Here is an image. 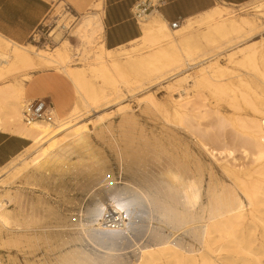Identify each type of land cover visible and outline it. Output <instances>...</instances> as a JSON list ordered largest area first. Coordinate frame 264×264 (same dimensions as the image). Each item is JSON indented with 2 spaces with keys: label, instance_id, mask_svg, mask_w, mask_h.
I'll use <instances>...</instances> for the list:
<instances>
[{
  "label": "bare ground",
  "instance_id": "bare-ground-1",
  "mask_svg": "<svg viewBox=\"0 0 264 264\" xmlns=\"http://www.w3.org/2000/svg\"><path fill=\"white\" fill-rule=\"evenodd\" d=\"M253 9L264 18V2L253 4ZM226 10L225 7L216 6L201 14V19L196 23L188 19L176 29L170 25L169 28L168 23L160 17L152 16L153 12L141 16L138 24L142 35L129 45L140 44L148 51L144 55L127 57L123 63L120 59L122 55H113L115 50L105 47L99 10L86 13L72 30L73 36L80 42L77 48L87 53L86 67L83 63L71 65L73 61L68 52L72 45L67 39L61 41L63 35L57 28L50 35L56 43L60 42L54 50L18 44L0 34V133L30 142L25 151L31 157L20 160L21 164L12 169L13 172L17 171L14 179L22 180L35 191H52L57 189L59 183H63L65 177L72 176L78 189L92 196L93 204V207L82 209L80 205H74V198L63 195L57 208L46 198L32 197L23 193V190L0 191V237L6 236V244L32 250L33 253L43 250L47 258L32 261L31 264H220L222 259L215 254L223 252L226 243L251 253L250 245L244 242L243 235L245 228L262 221L257 213L264 206V107L251 103L243 91V96L238 95L240 90L238 92L231 81L238 79L244 86H248V83L229 68L214 62L217 54H202L203 59L197 62L200 57L194 55L189 46L191 37L186 36L194 24H207L210 26H206L207 32L203 36L207 43L216 45L220 40H226L227 44H233L235 38L253 24L245 17L236 20L231 15L216 21L224 18ZM254 47L249 44L233 51L228 55L230 63L250 65L259 74ZM138 49L132 47L131 51L135 53ZM78 51L82 54V50ZM237 56L239 58L236 61ZM199 67V75L187 73ZM46 70H55L64 76L72 85L78 101L63 117L57 115L53 108L52 123L34 121L27 124L23 120V110L32 100L25 98L26 84L33 73ZM141 72L156 77L159 84L168 81L167 90L177 91L180 98L170 101L174 123L165 115L160 116L161 132L157 135L152 133L151 139L141 136L138 139L140 142H136L137 138L127 131L132 130L136 123L128 107L121 110L123 120L117 128L120 136H116L118 131L114 132L113 124L105 123L108 119L104 116L96 120L102 138L99 137L116 156L117 170L122 174L125 172L120 180L117 178L119 175L116 176L106 166L103 153L96 151L90 142L87 126L78 124V121L85 113L88 115L92 109H97L101 101L110 98L112 94L108 95V90L118 94L122 87L138 84L131 76ZM226 76L230 78L224 80ZM190 83L196 91L204 87L221 101L227 99L225 101L229 109L238 112L247 108L251 114L245 118L238 115L234 119H227L218 111L210 114L208 105L204 103L201 106V103L198 106L191 99L187 88ZM140 100L141 106L151 115L164 113L160 101L152 94ZM229 128L236 134L233 144L225 138V131ZM186 139L195 140L198 147L217 163H220L219 160L233 159L238 151L250 161L252 169H241L240 165V168H236L228 162L220 163L219 169L223 174L233 179L228 185L218 178L211 165L206 168L205 163L193 159ZM150 148L154 154H151L152 157L160 160H148ZM205 171L208 182L204 190ZM78 178L84 183L79 182ZM120 185L123 187L120 188ZM112 191L113 197L109 196V200L103 198ZM121 191L133 195L124 201ZM161 191L163 193L160 195ZM203 196L207 199L205 204L201 203ZM145 203L150 209V222L157 221L156 214L160 219L158 224L166 229L181 231L186 228L192 233L194 242L200 245V252L196 253L187 243L171 241V236H165L161 226L158 229L151 224L146 228V233L142 232L144 235L138 234L141 237L131 236L130 224L137 223V211L144 213ZM65 206H70V209H64ZM198 208L201 209V216L196 214ZM127 209L134 210L130 215L127 214L128 218L125 217ZM63 211L69 212V215ZM110 222L112 225H108ZM198 223L202 226L195 228ZM126 244H130L131 251L124 253L122 251L126 248L119 246ZM130 253L137 255L136 262L125 258Z\"/></svg>",
  "mask_w": 264,
  "mask_h": 264
},
{
  "label": "rangeland",
  "instance_id": "rangeland-1",
  "mask_svg": "<svg viewBox=\"0 0 264 264\" xmlns=\"http://www.w3.org/2000/svg\"><path fill=\"white\" fill-rule=\"evenodd\" d=\"M42 1H44L48 5V12L45 14L43 21L40 24V26H38L33 31L31 36L22 44L31 45V46H34L38 49H42V50H54L56 47H58L60 42L56 43L54 38L51 37L50 35H51V32L55 28H57L58 30H60L59 32H61L63 35L61 41H63L64 39H67L72 45L69 47V52H68L69 56L72 57L71 60L73 61L71 65H77L79 63H83L84 64L83 66L86 67L88 64V62L86 61V58H87L86 54L87 53L84 49L77 48L80 45V42H79L78 38L73 36L72 30L74 29V27L76 26L78 21L81 19L82 15H84L86 13H94L96 10H100V6L98 4H101V9H102V13H103L104 0H42ZM223 1L226 2L227 4H225ZM247 1H249V3L244 4L243 6H240V7L228 5V4H235V5L241 4V3H244ZM261 1L264 2V0H218L216 6L225 7L227 10H226V13H224V15H223L224 18L217 19L216 21H222L223 19L229 18L231 15L236 20H240V18L245 17L247 20H249L253 24L251 27H247L239 36H237V38H235V40H234L235 42L233 44H227L226 40H220L219 42H217L216 45L207 43L203 39L204 34L207 32V27L210 26L207 24L206 25L205 24H201V25L194 24L193 29H191L189 31V33L186 34V36L189 35L191 37V40L189 42V46L191 47L194 55L196 57H198V56L200 57L197 60V62L203 59V58H201L202 54H207V56L217 54V56L214 59V62H217L218 65H220V66H223L225 68H229L233 73H235V75H240L241 79L244 80V82L246 81L245 83H248V86H244L238 79H234L233 81H231L233 83V85L235 84L234 86H235L236 90L238 92L240 90V92H239L240 94L238 93V95L241 96L242 95L241 92L243 91V95H245L246 98L249 97L248 99H249V101L251 100V103L253 102L257 106H263L264 107V80H263L264 79V18H263V16H261V14L257 13L253 9V4L256 5V3L258 4V2L260 3ZM200 19H201V16L194 17V18H192V22L196 23ZM138 25L141 28L140 23ZM63 26H66L67 29H63ZM168 27H169V24H168ZM20 31L21 30H19V29L17 30V32H20ZM141 35H142V31H141ZM234 37L235 36H233L232 38H234ZM249 44H252V47L255 46L254 48L256 49V64L259 67V71H260L259 74L255 73L252 70L253 67L250 65L244 64V66H239L238 64L236 65V63L235 64L230 63L228 55L233 53V51L234 52L237 51V49H239L241 47H246ZM136 45H138V46H136ZM132 47H135L137 49L139 48V49L137 50V52L133 53L131 51ZM124 49H127V50H124ZM78 50H82V54H80ZM147 51L148 50L143 49L140 46V44H134V45L126 44L125 46H122V48L115 50L113 52V55H122L123 57H121L120 59H122V63H123L126 61L125 58L132 57V56H138V55H144ZM238 58H239V56H237L235 58V60L237 61ZM241 67H243V68H241ZM199 69H201V67L195 68L193 70H189L187 73H191L193 76H197V75H199ZM262 72H263V75L261 74ZM141 73L132 74V76H131L133 80L135 79L134 81L139 82L138 84H134V86L133 85L130 86L131 88L130 87H127V88L122 87L120 89L121 91L118 94H116L112 90H108V92H107L108 95L112 94L110 96V98L108 97L105 101H101L100 104L98 105L99 106L97 108L98 110L92 109L88 113V115H86L87 113L84 112L85 116L83 115L80 118L81 120L78 121V124L87 126V129L90 131V142L92 143V145L94 146L96 151H100L101 153H103L102 157L105 156L106 160L108 159L107 161L105 160V162L107 163L106 166L109 167L111 170H113L114 173L116 174V176L119 175L117 178L120 180H121L122 175H125V172H124V174H122L121 172H119L117 170L118 166H117L116 156L113 153V151L110 150L111 148H109V146L106 145L103 142V140H101V138H102L100 135L101 133L99 134L100 128L98 127L96 120H98L99 117L104 116L103 118L108 119L105 123L107 124V122H110L111 124H113L112 127L114 126L113 127L114 132L116 133L118 131L116 133V136L117 135L120 136V130H118V129H119V126L121 125L120 122L122 123V120H123V115L121 113V110L123 108H125V109L129 108L128 111H130V113H132L134 115V117H135L134 120L136 123L133 126L132 130L127 129L128 133L130 134V132H131V134L135 136L134 138L135 139L137 138L136 142L138 141V139H140L141 136H143V138L151 139L153 134L156 133L155 135H157V134H159V131L161 130L162 125L160 126V124H162V122L159 119H161V117L163 115H165L168 120L170 118L169 121L174 123L175 120H174V117L172 115L171 102L170 101L172 99H179L180 98V94L177 91L176 92L175 91L169 92L167 90L166 86L169 83L168 81L167 82L166 81L161 82L159 84V80H157L156 77H150L145 72H143L142 74ZM25 74L28 75V73H24L23 75H25ZM46 75L55 76V79L48 81L47 84L44 83V86H46L47 88L53 89L55 91V94H57V103H56V106L54 107V109L60 117H63L71 111L73 106L77 103L78 98H77V95H76L72 85L69 83V81L64 76H62L58 72H56L55 70H46V71L33 73L32 78L26 84V99L27 100L30 99V97H28L29 92H30V90H32L33 84H35V82H36V78L39 76H46ZM133 77H135V78H133ZM146 78H147V80H146ZM226 78L228 79V78H230V76H226L224 78V80H226ZM18 80L20 81V79H18ZM140 82H142V83L140 84ZM191 85H192V83H190V86L187 87L189 95L191 96V99L198 106L201 103H202L201 106L204 103L206 106L208 105L207 107L210 111V114H213V113L215 114L216 111H218L221 116H223L227 119H234L238 115L243 116L245 118L251 114V112L247 108L243 109L241 111H238V112H236L233 109H229V107L227 106V102L225 101L227 99H223L221 101L217 95H215L213 92H211L210 89L203 87V88L197 89V91H196L195 89H193V87ZM132 87H134V88H132ZM126 89H127V91H126ZM140 91H142V92H140ZM148 94H152L156 99H158V101H160V103L163 107V112H164L163 114L160 113L161 115L160 114L157 115V113L156 114L152 113L153 115H151L149 113V111H147L144 108V106H141L142 104H140V102H141L140 99H142L145 95H148ZM198 96H200V97H198ZM48 101L51 102L52 99L49 98ZM101 103H102V105H101ZM239 106L242 107V103H240ZM126 107H128V108H126ZM166 113L168 115H166ZM105 116H107V117H105ZM157 116H159L158 119H157ZM109 117H111V118H109ZM243 117H241V118H243ZM93 128H95V129L93 130ZM136 129H137V131H136ZM142 130H144V132ZM95 134H96V136H95ZM145 135H147L148 137ZM235 135H236L235 132L230 128H229V130L227 129L225 131V138L231 144H233V142L235 141L234 140ZM138 142H140V140ZM186 142L189 146L190 151H192L191 153H192L193 159L200 160L202 162V164L205 163L206 168H208V166L211 165V168L214 170V173L217 174L218 178L220 180L222 179L221 181H223L226 184L229 183L228 185H230L232 183L233 179L232 178L230 179L223 174L222 170H220L221 169L220 163L223 162L222 164H225V162H228L230 165H232L233 167H236V168L241 167V169H243L245 167V168H247V170L252 169L250 167L251 166L250 161L244 159L238 151L235 153L233 159L219 160L220 163H217V162H215V160L213 161L211 159V157L204 150H202L201 148L198 147L195 140L186 139ZM165 144L168 145V142L166 141ZM15 145L18 146V144H15ZM25 145H26V148H28L30 146V142L26 141ZM25 149H23L22 152L19 153L17 156L12 158L10 160L9 164H7L4 168L0 169L1 170L0 171V177H1V179H0V189L1 190L0 191L1 192L3 190H8V189H10L12 191L14 189H15L14 191H17V190L22 191L23 190L22 191L23 193H26L32 197L42 196V198H46L54 207L57 206V208L60 207V202L63 198L62 196L64 195L65 197H68L70 199H73V198L77 199V201L73 199L74 205H77V206L80 205L82 207V209L88 208V207H93V204H91V200H92L91 197L92 196H90L86 192H83V190L80 191V189H78V187L75 185V183H76L75 179H74L75 177H73V178H72V176L65 177L63 183L62 182L59 183L56 186L57 189H54L52 191H49L48 189L44 190V191L43 190L35 191V190H32L29 186L25 185L22 180H15L14 178L17 176L16 175L17 171L13 172L12 169L18 167L21 164L20 160L28 159L31 157L28 154L29 152L28 151L26 152ZM151 149L152 148H150V150H148V152H147L149 154L148 160H160V159H154L152 157V155H154V154H153ZM13 162H14V164H13ZM208 162H209V164H208ZM153 163L156 164L155 162H153ZM239 165H240V167H239ZM205 172L203 174L204 190L207 189V182H208V175H207V172L206 173ZM219 173H220V175H219ZM78 181L84 183V181L80 178H78ZM60 185H62V186H60ZM119 187L121 188L123 186L120 185ZM112 193H114V192L112 191L110 193H106L103 196V198L106 200H109L108 197L112 196ZM121 193H123L122 197L124 198V201L126 200V198L132 197L131 195H133L132 193H130V194L127 193V191H125V192L121 191ZM124 193H126V194H124ZM161 193H163V192L162 191L159 192L160 195H161ZM39 194H41V195H39ZM204 194H205V192H204ZM239 194H240L242 200L245 202V204H247L243 194L241 193V191H239ZM81 199H82V201H81ZM206 200H207L206 197L203 196L201 203L205 204L207 202ZM176 203H177V201H176ZM68 207L70 209V206H65L64 209H68ZM126 211L127 212L129 211L128 213L126 212V214H125V217L128 218V215H130V213L133 212L134 210L127 209ZM200 211H201L200 208H198L196 210V214H198L197 216L202 215V212H200ZM149 212H150V209H149V206H147V203L144 204V213L141 212L140 210L137 211V215H136L137 218L135 219L137 223L134 222V223L130 224L129 234L131 236L136 237V238L141 237V235H144L142 232L146 233L147 229L149 228V225L151 226V224L154 226V228H158L161 226L162 232L164 230V232H163L164 235L166 234L165 236H168V237L171 236L170 237L171 241L174 242V240H175V242H183L185 244L187 243V245L192 246V249L196 253L200 252V249H201L200 245L198 244L197 241L194 242V240L192 238V233H189V231L186 230V228H185V230L182 229L181 231L180 230L174 231V230H171V228L166 229L165 226L158 224L160 219L156 214L154 216L157 219V221H151L150 222V220H149V217H150L149 214L150 213ZM63 213L66 215H69V212H67V211H63ZM257 215L259 218L262 219V221H260V222L256 221L254 225H251V226H248L247 228H245V230H244L245 234L243 235L244 242H246L250 245L249 248L252 250L251 253L236 249L233 244L226 243L225 246L227 248L225 247L222 250L223 252L220 251V252H217L215 254L216 256L218 255V257H220L222 259L221 263L219 262L220 264H224V263L225 264H264V234H263L264 233V206L261 208V211L259 213H257ZM128 223H129V221H128ZM136 224L138 225V227L136 226ZM198 224H196L197 226L195 225L194 227L199 228L202 226L201 223H198ZM176 232H177V234H176ZM138 234H141V235H138ZM174 234H176V235H174ZM116 235H118V234H116ZM130 240L131 239L128 238V241L131 243ZM5 241H6V236L4 237L2 235L0 237V242H1L0 245L3 244L4 246L3 245H2L3 247L0 246V263L1 264H31L33 262L43 260L42 258H47V256H45V253L43 250H40V251L38 250V251L33 253L32 250L29 251L28 249H22V248H18V247H17L18 248L17 249L16 247H13V246L6 244ZM4 242H5V244H4ZM219 243L221 244V242H219ZM131 244H133V243H131ZM223 244H224V242H223ZM128 245H130V244H126L123 247L122 246H119V247L126 248L125 250L122 251L125 253V252L131 251ZM242 245H243V247H245V243H243ZM231 247H232V249H231ZM32 253H33V255H32ZM125 258L130 259V262H136L137 255L134 256V254L130 253V254H126ZM239 258H241V259H239ZM244 258L246 260H244ZM247 260H249V261H247Z\"/></svg>",
  "mask_w": 264,
  "mask_h": 264
},
{
  "label": "crops",
  "instance_id": "crops-1",
  "mask_svg": "<svg viewBox=\"0 0 264 264\" xmlns=\"http://www.w3.org/2000/svg\"><path fill=\"white\" fill-rule=\"evenodd\" d=\"M142 1L145 0H104L103 13L101 4H98L103 22L106 49L113 51L140 38L141 30L133 12L134 7ZM146 1L156 6L154 9L156 12H153L152 16H158L168 24L178 18L186 21L201 16V14H205L215 8L218 2V0ZM161 3L163 5H160ZM224 3L227 4L226 2ZM247 3L249 1L228 5L240 7ZM47 12L48 5L42 0H0V34L9 39L11 38V40L13 39L12 41L15 40L14 42L18 44H22L40 26ZM18 29L21 31L17 32ZM53 79H55V76L52 75L37 77L32 90L29 92V100H48L50 98L55 107L57 94H55L53 89L44 86V83L47 84L48 81ZM55 113L57 114L56 111ZM15 144H18V146ZM25 144L26 140L0 133V169L4 168L10 163L12 158L21 153L26 148Z\"/></svg>",
  "mask_w": 264,
  "mask_h": 264
},
{
  "label": "built area",
  "instance_id": "built-area-1",
  "mask_svg": "<svg viewBox=\"0 0 264 264\" xmlns=\"http://www.w3.org/2000/svg\"><path fill=\"white\" fill-rule=\"evenodd\" d=\"M160 5H163L162 3ZM156 6L151 4V2H140L134 7V18L138 22L141 16L154 12ZM160 7V6H159ZM185 20L182 18H178L176 21L170 23V27L172 29L178 28ZM67 29V28H65ZM53 104L52 102L46 99H35L28 102L23 110V120L25 123L30 124L34 121H46L52 123L54 120V112H53ZM115 215H112L114 217ZM117 222V221H115ZM108 225H112V222L108 223Z\"/></svg>",
  "mask_w": 264,
  "mask_h": 264
}]
</instances>
